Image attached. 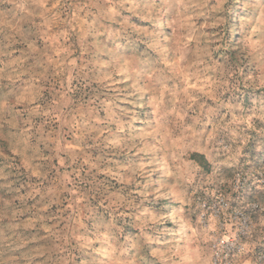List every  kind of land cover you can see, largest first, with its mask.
Listing matches in <instances>:
<instances>
[{
	"label": "rangeland",
	"instance_id": "obj_1",
	"mask_svg": "<svg viewBox=\"0 0 264 264\" xmlns=\"http://www.w3.org/2000/svg\"><path fill=\"white\" fill-rule=\"evenodd\" d=\"M261 220L258 0H0V264H261Z\"/></svg>",
	"mask_w": 264,
	"mask_h": 264
},
{
	"label": "clouds",
	"instance_id": "obj_2",
	"mask_svg": "<svg viewBox=\"0 0 264 264\" xmlns=\"http://www.w3.org/2000/svg\"><path fill=\"white\" fill-rule=\"evenodd\" d=\"M258 5L261 8V20H262V22H264V0H258ZM238 154L239 153H237V155ZM226 207L227 206L225 205V209H226ZM260 225H261V229H262L261 238L264 239V220H261ZM239 230L240 229L238 228L237 231H239ZM222 235H223V233H218L216 235L215 239L221 240ZM228 235L230 237L229 243H231V234L229 233ZM110 241H112V243H109ZM95 242H98L101 245L107 244L109 246L108 249H103V248L101 249L100 254L107 257V261L102 262V264H123V262H121L118 258H114V256H113V253L115 251L114 245H115V247H119V244H118L116 237L112 236L110 234V232H105L103 235L98 236L97 240ZM92 243H93V241H89L88 246L90 247ZM221 243H224V241L221 240ZM173 255H175V253H173ZM168 259H171V257L169 256ZM129 264H131V262H129ZM261 264H264V261H261Z\"/></svg>",
	"mask_w": 264,
	"mask_h": 264
}]
</instances>
